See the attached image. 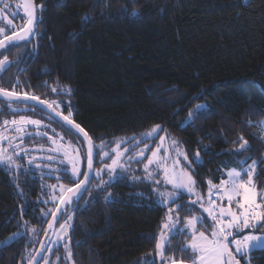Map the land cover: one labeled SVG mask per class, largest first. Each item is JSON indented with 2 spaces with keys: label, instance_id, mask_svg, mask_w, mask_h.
Instances as JSON below:
<instances>
[{
  "label": "trees",
  "instance_id": "16d2710c",
  "mask_svg": "<svg viewBox=\"0 0 264 264\" xmlns=\"http://www.w3.org/2000/svg\"><path fill=\"white\" fill-rule=\"evenodd\" d=\"M34 1L37 7L43 5V11H37L42 22L30 41L0 51V60L7 56L12 62L0 72V87L60 102L54 108L64 115L70 112L64 102H70L75 123L93 144L103 142L106 148L121 136L161 125L180 142L201 190L208 181L224 178L226 169H239L237 161L245 157H251L248 164L260 161L253 181L257 189L264 188V0ZM4 2L15 10V15L10 9L7 13L12 31L23 27L17 0ZM86 13L91 19L84 23ZM66 86L71 93L58 94ZM197 104L208 108L187 121ZM31 106L14 103L21 111L13 113L0 100V129L9 125L4 128V120L24 116L48 121L65 138H78L38 108L25 110ZM241 137L250 148L233 156ZM43 140L29 135L12 141L9 150L20 154L12 155L14 167L0 164V264H28L57 204L51 196H57L60 185L66 189L82 178L73 181L63 166L54 172L45 162L35 161L39 167L27 164L29 153L42 147ZM18 142L22 145L16 146ZM99 158L95 156L94 170L108 161ZM94 172L78 206H69L56 223L55 230L72 216L65 241L52 249L50 244L41 262L144 264L151 253L154 264H162L156 244L161 242L165 208L120 182L100 191ZM139 184L145 189L148 183ZM180 210L182 227L190 213ZM43 213L49 215L42 219ZM188 239L186 233L172 236L163 249V264H192L191 251L181 252ZM240 263L264 264V250H254Z\"/></svg>",
  "mask_w": 264,
  "mask_h": 264
},
{
  "label": "snow or ice",
  "instance_id": "6c2138e0",
  "mask_svg": "<svg viewBox=\"0 0 264 264\" xmlns=\"http://www.w3.org/2000/svg\"><path fill=\"white\" fill-rule=\"evenodd\" d=\"M3 3V7H0V16H2L6 10L9 8V4L0 0ZM37 11H43V5L39 7L35 6L33 0H23V14L27 18V23L19 31H12L11 26L12 20H7L8 31L11 35H2L0 38V50L9 49L17 46L21 42H27L31 35L34 33L35 24L42 22L41 18H38L35 13ZM6 18V17H5ZM14 18V17H13ZM91 19L89 14H85L83 17V22L87 23ZM5 32V28H0V34ZM27 51V49H25ZM11 61L5 56L0 60V72L5 71L10 65ZM19 81H17V84ZM54 93H57V88H52ZM71 93V88L66 86L59 90L58 94L69 95ZM0 100L4 101V104L8 107L9 111L16 113L21 111L20 108H14L12 105L18 102H27L28 100L34 101L35 103L25 110L34 111L36 108H40L42 111L45 107L48 111V119L53 122H58L66 132L70 135L76 136L78 138L82 137L87 143V171H82L80 167V149L75 146L69 145L65 147L64 145H59L54 151L63 152L67 163L71 165V172L68 173L67 167L64 168V172L70 175L73 181L79 179L83 176V179H79L78 183H74L73 187H68L65 189L64 185H60V191L62 195L59 197L60 203L57 205V210L52 211L50 214L53 219L48 222V227L53 228L54 224L58 223L59 217L58 212H63L67 214V208L76 204L78 206V201L82 199V194L87 191V183L91 179L92 173L95 171L96 175H99L101 171H107L109 173H114L117 168H122L123 165L119 163L120 156L123 153L116 152V158L112 159V163L107 165L104 169L94 170L93 161L95 156H99L101 160L105 158H111L110 152H104L105 144L101 142L99 145H95L92 142V138L88 133L81 127L80 124L75 123L72 119L71 103L64 102L65 106L70 109L69 115H63L60 112H56L54 104L59 107L60 102H48L41 100L40 97L35 95H30L27 92L19 93L15 90L9 91L8 89L0 87ZM208 108L207 104H197L194 110H190L186 120L191 122L196 117L202 115ZM0 111H3L0 108ZM9 124L8 120L3 121V125L7 126ZM13 126L19 127L21 125H33L37 127H49V125H43L41 120L30 119L24 116H20L19 121H11ZM262 127H264V122H262ZM55 133V129L52 130ZM163 131L160 125H155L151 131L143 134V139H154L159 133ZM31 135V133H29ZM36 135H45V133H36ZM58 135V134H57ZM0 139H7L6 137H0ZM53 143L56 141L52 136L48 137ZM63 139V137H61ZM132 139H136L135 136ZM243 140V137H241ZM165 136H160L161 145H158L155 150L152 151L151 156L148 157L147 163L144 164V171L146 176L144 179L152 180L154 175H159L163 172V183L171 185L172 191L170 192H159L158 189H153L157 192L160 202L163 204H175V208H169L167 214V223L162 225L163 231L160 235V241L156 244V248L159 251L163 264V249L168 246V240L174 236L187 232L191 235V242L185 244L181 247V252L191 250L192 264H240V261L236 259V256L246 255L251 250H264V193L258 192L253 183V176L256 173V169L260 161L252 160L251 164L248 161L251 157H245L243 160H238L237 163L240 168L232 167L226 169L220 180L219 185L209 184V207H205L203 203V198L198 197L196 200L190 203L177 204L176 201L179 199L180 195L187 193L188 195L194 194V188L196 181L193 179L192 175L184 169L180 164V159L188 162V166L191 167V161H188V156L185 152H182L178 147V142L173 140L172 151L175 152L176 158L172 160L171 166H168L167 160L171 159L169 155V150L163 148V142ZM126 141H116L117 144H123ZM264 142V141H262ZM250 148L247 140H243V143L239 145L238 148L231 151V155L239 156L243 151ZM148 149V145H145V149L141 150L136 157L139 162V158H142L145 151ZM125 151H128L127 149ZM163 151L164 156H160L159 153ZM207 151V148H205ZM7 149H0V153H6ZM72 153H75L73 155ZM20 154L17 153V156ZM51 159V157H48ZM200 153L197 151L195 153V160L199 161ZM264 160V157L261 158ZM62 163L64 161H61ZM29 163H33L32 160ZM0 164H5L6 166H11L15 164V161L11 156L0 154ZM247 165V167H245ZM20 167L19 165H16ZM39 167V165H37ZM150 167L156 169L155 172L149 171ZM28 171V169H25ZM219 171V170H218ZM247 176V180L243 179ZM111 179V177H110ZM153 183L159 185L161 181H153ZM108 184V181H101V184L97 186L100 191L104 190V186ZM55 187V186H50ZM111 194H109L110 196ZM55 200V197H52ZM106 200L108 197L105 198ZM219 201L220 203H217ZM224 201H227V206H224ZM47 203V201H45ZM199 205L200 209L204 213H207V217L203 215H194L185 219L184 226L181 227L179 223V216L173 217L172 213L177 212L180 209L185 211H191L194 205ZM49 213H43L42 219L47 217ZM210 218L212 222V231L210 236L206 235L203 231H198V225H203L205 219ZM72 220V216L68 215L67 220L60 224V229L66 235L70 228L73 226L68 223ZM35 229H33L34 231ZM63 238V237H61ZM2 243V242H0ZM65 248L67 250V259H71L72 252L70 244H66ZM144 264H154L152 254H148L143 258ZM139 264V262H137ZM175 264V261H173Z\"/></svg>",
  "mask_w": 264,
  "mask_h": 264
},
{
  "label": "rangeland",
  "instance_id": "374dc122",
  "mask_svg": "<svg viewBox=\"0 0 264 264\" xmlns=\"http://www.w3.org/2000/svg\"><path fill=\"white\" fill-rule=\"evenodd\" d=\"M9 7L12 6L10 3ZM0 7H3V4L0 5ZM16 7H17V3H16ZM13 8V7H12ZM11 10L12 15H15V10H12L11 8H8ZM7 9V10H8ZM7 10L6 12L0 16V28H5L8 29V27H13L14 23L12 22L11 26L5 27L7 25V20H9L10 18L7 16ZM6 17V18H5ZM11 20V19H10ZM19 121L18 119H14ZM10 123L7 126H3L4 128L7 127L6 129L2 130V128L0 129V137H6L7 139H0V149H7L6 153H0L3 155H8L11 156L13 154H17V153H13V150H9L10 148V143L14 140L17 139H22L25 136H29V133H31V136H39L41 138H44L43 140V146L39 147L36 151L29 153L31 156L26 160L30 166H36L35 161L38 162H45L46 165L50 166V169L54 172H57L58 170V165L59 166H63V167H67L68 169V173L70 174L71 172V165L67 163L66 158L63 155V152H57L54 151V149H56L59 145H64L65 147H67L69 145V143L73 146H75L76 148L80 149V158H81V163H80V167L81 170L83 168L84 162H83V158L84 155L83 154V147L79 141L78 138H65L64 135H62L60 132H53V127L51 128V125L48 123V121H42L43 125H49V127H37V126H33V125H21L19 127V130H17L16 126H13ZM159 125V124H157ZM155 125H153L150 129L146 130L145 132L139 134V135H128V136H121L119 138H117L113 145L110 147H105L103 149L104 152H110L111 153V158H105L103 160H101L100 158L98 160L100 161H107L106 163L101 164L100 167H97L95 170H101L104 169L107 165H110L112 163V159L116 158V152H120L123 153L122 156H120L119 158V163L121 165H123L122 168H117L115 170L114 173H109L107 171H101L99 175H96V172H94V177L99 178V185L101 184V181H108L109 183H113V182H120L121 184L127 185V186H132L134 187L135 190H132L137 196L140 197H145L147 199H151L153 202L157 203L160 206H163L165 208V217L163 220V223H167V214H168V210L169 208H175L176 205L175 204H163L160 202V199L158 197L157 192H154L153 189H158L159 192H170L172 191L171 185H167L163 183V172L161 171L159 175H154L152 177V180H147L144 179V177L146 176V173L144 171V164L147 163V159L148 157L151 156V153L153 150H155L157 148L158 145H161V141H160V136H165V140L163 142V148L168 149L169 150V155L171 157V159L167 160V164L168 166H171L172 164V160L176 158L175 156V152L172 151V144L171 142L173 140H176L178 142V147L180 148V150L182 152H185L184 149L182 148L180 142L178 141L177 138H175L174 136L169 135L164 129L163 131H161L159 133V135H157L154 139H143V134L146 132L151 131V129L154 127ZM161 126V125H160ZM260 129L262 132V137L264 139V127H262V122L260 123ZM49 131H52V133H54L55 136L52 135L53 139L56 141L55 143H53L51 140L48 139V137L50 136ZM36 133H45V135L41 136V135H36ZM58 134V135H56ZM135 136L136 139H132V137ZM61 137H63V139H61ZM126 141L123 144H117L116 141ZM22 143H17L16 146H21ZM145 145H148V149L145 151V154L142 158H139V162H137L136 159H132V157H136L138 153L141 152V150L145 149ZM128 151H125V150ZM23 150V149H22ZM24 151V150H23ZM73 155H75V153H72ZM40 155V156H39ZM160 156H164L165 153L163 151H161L159 153ZM86 156V155H85ZM48 157H51V159H48ZM107 159V160H106ZM32 160L33 163H29V161ZM61 161H64L63 163ZM188 161L189 158H188ZM86 163V162H85ZM180 164L184 167V169L186 171H188L192 177V168H193V164L191 162V167L188 166V162L184 161L182 158L180 159ZM137 165H139V169L141 170V173H136L138 167ZM14 167V165H11V167ZM247 167V166H245ZM149 171H153L155 172L156 169L154 167H150ZM111 177V179H110ZM226 178V177H224ZM194 179V177H193ZM243 179L247 180V176H244ZM161 181V183L159 185L153 183V181ZM195 180V179H194ZM139 182L141 183H148L147 187L145 189H141L139 188V186H141L139 184ZM220 181L217 183H212L214 185H219ZM254 183V181H253ZM107 185V184H106ZM255 186V183H254ZM256 187V186H255ZM209 184L207 182V186L205 189L201 190L199 189L196 184H195V188H194V194L192 195H188L187 193L180 195L179 199L176 201L177 204H185V203H190L191 201L196 200L198 197H202L203 198V203L205 207H209L208 204V199H209ZM257 189V188H256ZM57 190V189H56ZM58 194L57 196H51L50 200H53L52 197H55L56 199L53 200L56 203L59 201V197L62 195L61 191H60V187L58 188ZM130 191V190H129ZM258 192L264 193V188L262 189H257ZM217 203H220L219 201H217ZM224 206H227V201H224ZM183 210V209H182ZM185 211V210H183ZM186 212V211H185ZM190 213V216H194V215H203L205 217H207V213H204L202 209H200L199 205H194L192 207L191 211H187ZM181 214L182 211L179 210L178 213L174 212L172 213L173 217L175 216H179L180 220L179 223H181ZM185 217L184 219L188 218ZM185 222V220H184ZM184 226V223H183ZM182 226V227H183ZM163 231V229H162ZM198 231H203L205 232L206 235L211 234L212 231V222L210 220V218H207L204 220L203 225H198ZM264 231V230H262ZM187 236H189V239L187 241L186 244L191 242V235L188 234L187 232H185ZM68 233L65 235L63 233V231L60 229V226L57 227V229L54 232V236L51 240L52 243L50 246V249L54 248V247H58L60 244H62L66 237H67ZM63 237V238H61ZM190 250V249H189ZM191 251V250H190ZM254 250H251L250 252H248L246 255H237L236 259H238L240 261V258H244L245 262H247V259L249 257V255L251 254V252H253ZM40 264H47L46 259L44 261H42ZM56 264V263H55ZM71 264V263H69ZM241 264V263H240Z\"/></svg>",
  "mask_w": 264,
  "mask_h": 264
},
{
  "label": "water",
  "instance_id": "95a60500",
  "mask_svg": "<svg viewBox=\"0 0 264 264\" xmlns=\"http://www.w3.org/2000/svg\"><path fill=\"white\" fill-rule=\"evenodd\" d=\"M33 3L34 5L36 6L35 4V1L33 0ZM17 6L21 12V15L22 17H24L26 19V23H27V18L26 16L23 14V0H17ZM35 15L37 16V12L35 13ZM35 28H36V24H35ZM35 28H34V33H35ZM34 33L31 35L30 39L28 41L31 40V38L33 37ZM11 35V34H10ZM22 43V42H21ZM2 51V50H0ZM3 101V100H2ZM22 103H25V102H22ZM35 102L34 101H31V100H28L26 102V104H30V105H33ZM39 110H41L39 107H38ZM42 111V110H41ZM48 109L45 107V109L42 111L44 112L45 114H48ZM56 112H59L58 110L55 109ZM61 113V112H60ZM64 115V114H63ZM84 143V146H85V149H86V152H87V143L86 141L83 140L82 137H80ZM94 161H95V157H94ZM94 161H93V168H94ZM87 160H86V164H85V171H87ZM92 176H93V173L91 175V179H92ZM84 177L82 176L81 179H83ZM91 179L90 181L87 183V188L88 186L90 185V182H91ZM73 187V186H72ZM85 192V191H84ZM83 192V194H84ZM82 194V195H83ZM60 203V200L57 202L55 208L53 211H56L57 210V205ZM58 217L59 219L61 218L63 212H58ZM53 219L52 215L50 216V219L49 221H51ZM48 221V222H49ZM55 226L56 224H54L53 228H49L48 227V223L46 225V228H45V231H44V234H43V237L41 238L40 242H39V245L35 251V253L33 254V256L31 257L30 261L28 262V264H39L44 256V254L46 253L50 243H51V240L54 236V232H55ZM169 264H173V263H169ZM175 264H191V263H185V262H175Z\"/></svg>",
  "mask_w": 264,
  "mask_h": 264
},
{
  "label": "flooded vegetation",
  "instance_id": "af4514ba",
  "mask_svg": "<svg viewBox=\"0 0 264 264\" xmlns=\"http://www.w3.org/2000/svg\"><path fill=\"white\" fill-rule=\"evenodd\" d=\"M17 7H18V6H17ZM18 9H19V8H18ZM7 13H8V10H7ZM19 14L21 15L20 10H19ZM7 15H8V14H7ZM21 16H22V15H21ZM23 18H24V17H23ZM24 19H25V18H24ZM25 24H26V19H25ZM25 24H24V25H25ZM12 28H13V27H12ZM12 28H11V29H12ZM21 28H23V27H21ZM21 28H20V29H21ZM20 29H18V30H16V31H19ZM6 30H8V29H6ZM6 30H5V33H4V34H5V35H8V34H6ZM10 34H11V33H10ZM10 34H9V35H10Z\"/></svg>",
  "mask_w": 264,
  "mask_h": 264
}]
</instances>
